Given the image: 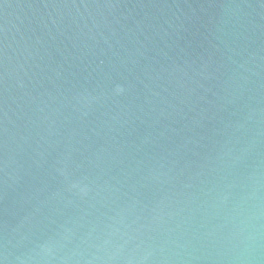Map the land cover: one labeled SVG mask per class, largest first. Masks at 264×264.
I'll use <instances>...</instances> for the list:
<instances>
[{
	"label": "water",
	"instance_id": "obj_1",
	"mask_svg": "<svg viewBox=\"0 0 264 264\" xmlns=\"http://www.w3.org/2000/svg\"><path fill=\"white\" fill-rule=\"evenodd\" d=\"M0 264H264V0H0Z\"/></svg>",
	"mask_w": 264,
	"mask_h": 264
},
{
	"label": "clouds",
	"instance_id": "obj_2",
	"mask_svg": "<svg viewBox=\"0 0 264 264\" xmlns=\"http://www.w3.org/2000/svg\"><path fill=\"white\" fill-rule=\"evenodd\" d=\"M117 91H121V89L119 88V86H117V89H116Z\"/></svg>",
	"mask_w": 264,
	"mask_h": 264
}]
</instances>
